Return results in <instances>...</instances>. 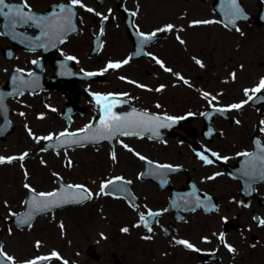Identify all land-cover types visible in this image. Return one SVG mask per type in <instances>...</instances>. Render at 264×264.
Returning a JSON list of instances; mask_svg holds the SVG:
<instances>
[{"label":"flooded vegetation","instance_id":"obj_1","mask_svg":"<svg viewBox=\"0 0 264 264\" xmlns=\"http://www.w3.org/2000/svg\"><path fill=\"white\" fill-rule=\"evenodd\" d=\"M217 1L83 0L84 4L95 12L109 15L107 21L83 8H74L77 12L79 31L60 47L58 58L75 57L79 70L101 72L109 62L123 61L131 56L132 59L127 65L99 75L104 78L101 81L103 84H107L110 76L118 78L113 82L115 90L112 94H128L122 97L127 103L118 107L117 112L126 113L136 109L149 114L174 117L176 122L165 121L171 126L158 129L159 135H152L154 138L151 132H142L140 136H117L113 149L105 145L110 153L114 150L116 156L123 152L130 153L142 163L141 169L136 173L135 179L138 183L124 177L125 180L131 181V184L124 186H127V192L135 197L134 203L138 210L130 206L126 193L121 192L119 197L124 198H109L118 204L95 206L93 213L63 222L65 228L58 237L61 245H57L55 236L57 223L48 220L54 214L42 215L31 227L25 228L12 223L11 216L4 217L0 225V244L8 254L16 258L17 264H24L26 260L38 256H48L53 251L59 253L62 259L53 258L45 264H63V260H67L69 264H258V248L264 252V226H260L258 219L254 217L264 219V179L259 178V161L255 162V176L244 175L245 171L253 170L252 162L248 157L238 154L250 152L254 156L264 155V132L260 131L261 127H264L260 124L264 116L263 105L255 107L249 102L239 111L231 110L223 114L215 112L213 105L223 108L247 99L234 100V97L227 96L228 92L225 90L219 92L220 96L213 101V105L202 100L199 105L188 106L189 110L182 112V104L176 96L180 86L175 75L178 69L173 62L177 61V46L180 44L176 36L184 39V34H188L191 29H198L200 26L211 27V24L195 27L190 25L192 21L217 17ZM6 2L20 4L22 0ZM224 2L225 12L228 13L231 11L230 0ZM238 2L248 15L264 19V0ZM28 3L36 14H46L51 12L52 6L57 3L70 5V0H28ZM132 12L137 15L131 16ZM166 24H174L176 29L170 33H159L152 42L143 46V52L151 55H136L141 48L137 29L151 33ZM218 25L227 34L242 32L245 28L264 29L244 20L237 24L239 31H233L220 23ZM101 26L104 29L102 36L99 34ZM26 32L36 33L32 28H27ZM1 37L8 43L0 48L4 60L10 63L19 57L32 55L33 58L24 61L26 71L19 69L26 74L35 72L36 67L32 62L43 59V53L17 48L15 57L9 59L11 52H7V49L12 47L11 40L5 34ZM75 40L77 41L74 42ZM72 42L74 46H71ZM94 45H99L100 49L93 56L91 54ZM67 46H70L69 53H63L66 52L64 48ZM85 56L90 63L98 67L80 68V63H86ZM152 56L162 60L165 66L173 71L165 72ZM50 68L53 72L47 75ZM53 74L54 66L47 61L44 75L48 79ZM120 77L126 79L121 80ZM99 79L97 81H100ZM129 80L146 87H137L136 84L128 83ZM162 85L163 91H155ZM79 89L77 86L70 90L66 83L62 82L58 91L63 94L65 100L69 98L80 102L81 96L87 98L89 93L84 89L80 94H76ZM69 93L75 96L72 97ZM151 95L159 96V102L150 100L148 97ZM236 121L240 123L237 124ZM209 132L212 134L208 135ZM121 142L129 143V147L134 151H127ZM148 145L154 150L148 149ZM211 152L228 159L216 160L211 156ZM134 153H139L158 164L172 165L179 170H159L160 182L153 177L142 179L141 172H148L153 168L150 165L147 167L146 161L140 160ZM197 153L208 155L214 163L206 165L198 158ZM153 154L160 156L162 160L156 161L152 158ZM216 173L221 175L208 179ZM162 180L167 182L161 183ZM147 182L153 186L150 193L146 191V186H141ZM194 189L196 196L205 203L193 211ZM152 192H155L154 196L151 195ZM206 197H211V203L207 202ZM241 201L248 207H244ZM94 202L92 199L82 206L68 209L76 211L78 215L81 208ZM211 205H215V209L207 210ZM147 209L162 213L152 221L151 233L143 226H133L138 223L139 212H146ZM224 218H227L226 221ZM124 227L129 228L128 233L121 231ZM220 233H224L226 242L236 248L235 254L228 252L218 239ZM144 236H151L152 239L145 240ZM180 239L188 240L200 251L176 244L175 241ZM37 241L41 242L39 248L35 246ZM263 259L261 254L260 264H264Z\"/></svg>","mask_w":264,"mask_h":264},{"label":"rangeland","instance_id":"obj_2","mask_svg":"<svg viewBox=\"0 0 264 264\" xmlns=\"http://www.w3.org/2000/svg\"><path fill=\"white\" fill-rule=\"evenodd\" d=\"M210 18L216 20L214 16ZM183 40L185 43L177 46V61L172 60L178 69V74L183 75L191 85H185L178 79L180 86L176 96L178 102L182 104V112L188 111V106L199 105L202 100L207 102L202 95L203 92L219 96V92L226 90L227 96L234 97V100L246 99L244 89H251L259 83L261 78H264V29L245 28L242 32L227 34L218 24L213 23L211 27L200 26L198 29L189 30L188 34H184ZM6 45H8L7 41L0 35V48ZM74 45V43L71 44V46ZM69 47H65L66 52L63 53H69ZM33 57L32 55L23 56L7 63L0 51V84L8 81L13 70L25 69L24 61ZM193 57L202 61L205 66L199 67ZM85 61L86 63L79 64L80 68L98 67L90 63L86 56ZM52 72L50 68L47 70V75ZM232 72L236 73L235 80L231 78ZM116 79L118 78L110 76L107 84L101 82L79 84L80 89L76 91V94H80L85 89L89 90L91 96L87 98L84 95L81 96L79 103L86 112L84 115L75 116L71 125H67L62 117L66 100L61 92L49 91L34 96L28 94L9 101L15 131L5 140L0 139V156H19L24 152H28L29 156L24 161L17 160L11 164L0 165V225L4 217L25 208L23 203L27 196L25 183L30 184L37 192H50L58 189L56 181L61 178L66 184L86 185L94 194L100 191L101 182L112 177L123 176L138 183L135 178L142 163L130 153L123 152L117 156L116 161H113L106 146H89L63 150L57 155L54 151H41L46 141L37 143L28 134L29 128L36 136L58 135L64 131L78 132L85 128L94 119L93 111L88 107L92 101V94L114 92L113 82ZM69 94L72 97L75 96V94ZM148 98L153 102L160 100L157 95H151ZM21 112L25 115L20 116ZM40 116L44 118L40 119ZM1 122L0 115V124ZM126 144L129 145V143ZM147 148L153 149L150 145ZM152 158L156 161L162 160L155 154ZM68 160L72 161L71 167L66 166ZM25 171L28 174L27 177ZM141 186H146L148 193L152 191L153 186L148 182ZM154 193L152 192L151 195L154 196ZM94 199L95 202L81 208L78 215L76 211L64 209L55 212L51 219H48L57 223L55 225L57 245H61L58 237L65 228L64 226L61 229L59 224L69 219L74 220L76 216L91 214L95 206L118 204L102 195H94ZM261 254L264 256V252L259 247L256 260L258 264H260Z\"/></svg>","mask_w":264,"mask_h":264},{"label":"snow or ice","instance_id":"obj_3","mask_svg":"<svg viewBox=\"0 0 264 264\" xmlns=\"http://www.w3.org/2000/svg\"><path fill=\"white\" fill-rule=\"evenodd\" d=\"M231 4V15L228 20V23L235 24L236 19L240 18L242 15V11L239 8L237 4V0H230ZM59 12L53 14L52 16H44L36 14L31 10V7L28 3V0H22L20 4H10L6 2V0H0V16L4 17L5 21L7 22L6 27H10L11 29L15 30L16 27L20 26L23 27L25 25H33L37 28H40L42 30L41 34L42 36H49V32L51 30H54V36L49 37V43L52 42L53 39L59 40L60 43H63L62 36L67 34V32L76 31V27L74 24V18H75V7L83 8L89 13H95L97 16H102L103 21H107L109 19V15H102L99 12H95V10L91 7H87V5L84 4L83 0H70V6L66 5H59ZM111 9L109 10V14H111ZM137 15L136 12H132L131 16L135 17ZM213 23H219V21L214 20H196L192 21L191 25L192 27L198 26V25H207V24H213ZM176 29V25L174 24H166L163 27H160L151 33H144L140 32L139 29H137V34L140 37V51L136 53V55L145 54V55H151L150 53H144L143 52V46L149 44L153 41V39L159 34V33H170L173 32ZM181 31L183 29H180ZM239 31V29H236ZM4 33H0V35H3ZM101 36L104 35V29L103 26L100 28ZM15 38V37H13ZM39 39V38H37ZM176 39L178 42L183 45L185 41L179 36H176ZM39 46H44L43 44ZM155 62L165 71L171 73L173 70L171 68H168L165 66L164 62L160 59H158L155 56L151 57ZM68 60H75V57H67ZM132 59L131 56L124 59L123 61L119 62H109L106 67L101 72H90L86 73L87 76H97V75H103L105 72L109 70H117L123 67L124 65H127L130 60ZM194 62L199 65V67L203 68L205 65L202 61L199 59H196L193 57ZM32 63L36 64L37 61H33ZM242 67V66H241ZM21 71V70H17ZM29 77L33 76V73L29 72L27 74ZM177 78L182 81L185 85L191 86L189 84V81L185 79L183 75L175 74ZM232 80L236 79V73H231ZM38 79V78H37ZM121 80L126 79L125 77H120ZM17 80L21 81V84L27 83L23 80L22 77H13V82L15 83ZM130 84H136L135 81H127ZM137 87L145 88V85L142 84H136ZM151 91V89H148ZM164 90V86L157 88L155 91L161 92ZM261 92H264V78H261L259 83L252 87L251 89L245 88L244 89V95L247 98L246 100L240 102V103H234L231 104L228 107L218 108L213 105V101H216L217 97L211 95L209 92H203V97L208 101L209 105H213L214 111L219 112L223 114L224 112L236 110L239 111L242 109L246 104H248L250 101H257V100H264V96H260L259 94ZM19 94H23L20 92ZM95 95V101L100 106L101 109V118L99 120L98 126H95L93 124H88L84 129L79 130L78 132H69L64 131L60 132L58 135L49 134L48 136H36L32 133V130L28 129L29 136L37 143H40L41 141H58V145L49 144V148H64L67 150V148L76 145L79 147H84L86 142H93L98 143L101 140H111L114 139L116 136H140L142 132H151L153 135L158 136L159 132L158 129L170 127L171 124L165 123V121H170L171 123L176 122V118L174 117H160L156 115H150L148 112H138L137 110L133 109L130 112L126 113H118L115 111L116 108L121 107L124 103H127L126 100H123V96H127V93L123 94H94ZM157 107H160L157 105ZM3 109V95L0 94V110ZM52 111H56V109H51ZM20 116H24L25 113L21 112L19 113ZM207 115V114H204ZM40 119H43V116L39 117ZM237 124H239V121H236ZM262 126H264V120L260 122ZM261 132H264V127H261ZM212 133L209 132L208 135H211ZM122 143V142H121ZM259 144V141L256 142ZM122 147L125 148L129 152H133L134 150L129 147L127 144L122 143ZM41 151H47V148H42ZM140 160L146 161L148 165H152V161L147 160L146 157L143 155H140L139 153H134ZM57 155H59V152H57ZM238 155L248 157L249 161L252 162L253 170L245 171L244 175L246 176H255V162L259 161V178L264 179V155L254 156L253 153L250 152H244L239 153ZM29 156L28 152H24L19 156H11V157H3L0 156V165L8 163L11 164L14 161H24ZM198 158L204 162L206 165H212L214 163L213 159H210L208 155H205L203 153H197ZM211 156L215 157L216 160H227V157H221L218 153L211 152ZM111 159L113 161H116L117 156L115 151L111 153ZM43 163V161H42ZM23 167V165H21ZM67 167L72 166V161L68 160L66 163ZM155 169L157 170H168V171H178V168H175L172 165L169 164H156ZM149 171H152L150 168ZM163 174V173H162ZM27 172L25 171V176L27 177ZM56 175V174H54ZM141 175H144L143 173ZM221 175V173H216L211 177H208V179H215L216 176ZM166 180H162L161 183H166ZM131 184V181L125 180L124 177L116 176L112 179H108L106 181L101 182L100 184V191L98 193H93L86 185L83 184H67L64 185L61 183V187L58 190L50 191V192H37L35 188H33L30 184L25 183L24 188L28 190V192L31 194L30 199L25 200L23 203L27 205L28 211L24 213L23 215H19L17 213H10L11 216L17 217V223L19 225H28L31 227V221L35 218L36 215L40 213L45 212H51L55 208L62 207L64 205L69 204H83L85 201H89L93 199L94 195H102V196H110L114 195L117 192H125L127 198L130 200V206L133 207L134 210H138V206L135 205V197L131 195V193H128L127 190L123 187L124 185ZM250 194V193H249ZM193 197H195L194 201L192 203L194 204V207L192 210L194 211L196 207H202L204 205V201H201V199L196 196L195 189L192 193ZM116 198H124L117 196ZM181 199H184L181 197ZM207 202L211 203V197H206ZM241 204L243 202L241 201ZM244 207H248L247 204H243ZM215 205H211L210 209L207 210H214ZM161 212H154L151 209H147L146 212H139V219L138 223L133 225L134 227H141L143 226L147 232L151 233L153 231L152 228V221L155 220L156 217L160 216ZM225 221L227 218H224ZM254 219H258L259 225L264 226V219H259L257 217H254ZM64 225L61 223L60 228L63 229ZM123 233H128L129 228L124 227L121 229ZM103 235V234H102ZM216 235V234H214ZM143 239L149 240L152 239L151 236H144ZM206 239V238H205ZM218 239L224 244V247L228 250V252L235 254L236 248L232 246L231 244H228L225 239L224 233H220L218 235ZM176 244L182 245L183 247L197 251L199 252L200 249L196 248L191 242L188 240L180 239L175 241ZM41 242H36V247H40ZM255 247V245H253ZM55 259H62L60 257V254L53 251L48 256H38L34 259L26 260L24 264H45V262ZM0 264H17V260L14 256L8 254L4 248L3 245L0 244ZM63 264H69L67 260H63Z\"/></svg>","mask_w":264,"mask_h":264},{"label":"water","instance_id":"obj_4","mask_svg":"<svg viewBox=\"0 0 264 264\" xmlns=\"http://www.w3.org/2000/svg\"><path fill=\"white\" fill-rule=\"evenodd\" d=\"M53 31H54V30H53ZM67 33H68V32H67ZM63 36H64V35H63ZM62 39H64V37H63ZM57 43H58V42H57ZM56 78H57V79L62 78V72H61L60 69H58V71H57V76H56ZM74 81H76V80H74ZM36 82H38V80L35 81L33 84H35ZM11 86H12L13 88L18 87V83H16V82L14 83V82L12 81V82H11ZM35 87H40V84H39V83H36V84H35ZM48 87H49V86H48ZM16 90H17V88L12 89V90H8V91H6V92H2V93H4V96H3V109H2L1 111H2L3 117L5 118V122H4V125H3L2 127H0V135H1L3 138H5L6 135H7L8 133H11V132L13 131V129H14L13 126L11 125L10 121H9V110H8V108H7V106H6V100H7L9 97H11V96H12V97L16 96V95H17L16 92H15ZM96 112H97V116H96L95 121H94V123H93L94 127H95V126H98L99 120H100L101 115H102L100 107L96 108ZM71 113H72V109L69 107V108L66 110V116L69 118V116H70ZM101 143H103V140L99 141L98 143L86 142V144H101ZM49 144L58 145V141H57V142L49 141V142L46 144L45 148H47V149H52V148H49V147H48ZM86 144H85V145H86ZM73 146H76V145H73ZM71 147H72V146H71ZM54 149H56L57 151H59V150H61V149H63V148L56 147V148H54ZM61 183L63 184V182L60 180V181H59L60 186H61ZM30 195H31V194H30ZM30 195H29V198H28V199H30ZM69 205H75V204H69ZM69 205H64V206H62V207L55 208V209H53L51 212H53V211L56 210V209H61V208H64V207H66V206H69ZM27 211H28V209H27ZM27 211H26V212H27ZM26 212H25V213H26ZM45 213H49V212H45ZM40 214H43V213H40ZM38 215H39V214H38ZM38 215H36V216H38ZM36 216H35V217H36Z\"/></svg>","mask_w":264,"mask_h":264}]
</instances>
